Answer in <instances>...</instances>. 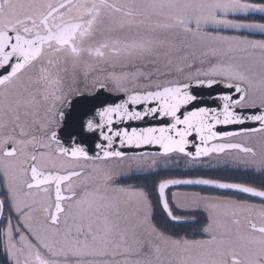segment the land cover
Instances as JSON below:
<instances>
[{
	"label": "snow or ice",
	"instance_id": "1",
	"mask_svg": "<svg viewBox=\"0 0 264 264\" xmlns=\"http://www.w3.org/2000/svg\"><path fill=\"white\" fill-rule=\"evenodd\" d=\"M0 264H264V0H0Z\"/></svg>",
	"mask_w": 264,
	"mask_h": 264
}]
</instances>
